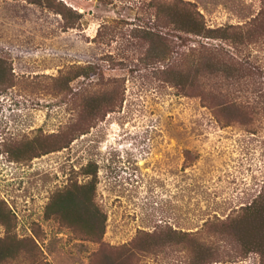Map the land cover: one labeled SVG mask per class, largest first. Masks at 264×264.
<instances>
[{"label": "rangeland", "instance_id": "obj_1", "mask_svg": "<svg viewBox=\"0 0 264 264\" xmlns=\"http://www.w3.org/2000/svg\"><path fill=\"white\" fill-rule=\"evenodd\" d=\"M30 1L0 0V63L12 74L11 85L0 84V237L9 232L35 244L6 247L0 264H185L182 247L154 254L139 245L151 241L144 233L158 225L197 231L206 219L251 203L264 186V116L223 126L199 97L182 94L140 61L146 44L131 28L157 25L150 3L163 9L175 0H55L76 12L70 21ZM182 1L207 27H242L248 37L238 53L223 44L261 70L264 88V0ZM170 37L179 49L220 43ZM88 62L102 68L101 82L79 77L71 86L105 92L123 81L124 99L103 117L87 112L72 123L74 106L54 93L51 78ZM81 124L85 131L70 140ZM58 145L66 146L33 157ZM74 184L79 200L92 202L104 219L102 234L55 211ZM123 253L129 259L122 261ZM211 264L264 261L251 252Z\"/></svg>", "mask_w": 264, "mask_h": 264}, {"label": "trees", "instance_id": "obj_2", "mask_svg": "<svg viewBox=\"0 0 264 264\" xmlns=\"http://www.w3.org/2000/svg\"><path fill=\"white\" fill-rule=\"evenodd\" d=\"M30 2L45 3L47 7L61 14L65 20H69L72 14L77 15L61 1L31 0ZM150 5L155 10L152 17L157 25L131 28L129 33L138 39L140 46L142 43L146 44L144 55L139 58L141 62L159 73L163 81L182 94L199 97L203 105L213 109L217 121L223 126L234 123L247 125L254 119L264 116V88L262 81L259 80L261 70L255 66L250 67L242 54L237 57L223 44L235 45L238 53V45L243 43L246 36L248 37L247 33L240 31L242 27H237L240 30L234 33L229 32L230 26L207 27L201 19V14L189 7L188 2L182 0L164 5L163 9L157 2H152ZM72 26L73 22L69 23L68 27ZM162 28L166 29L162 31ZM171 33L184 42L195 36L207 40L219 39L220 43L204 42L200 43L199 47L190 43L187 47L180 46L179 49L175 47V43L170 42ZM101 69L100 65L91 62L84 65L70 64L51 78L54 93L74 106L75 117L71 118L72 123L80 119L82 121L87 112L92 115L102 111L103 117L106 112L121 105L124 88L119 89V87L124 86L123 81L116 83V89L105 92H100L97 87L88 91L86 90L88 84L79 89L71 86V82L79 77L84 79L95 77L100 83L103 76ZM7 70L5 65L0 63V84L7 82L11 85L9 81L12 74ZM85 129L83 125L80 126L76 132H73L70 140L83 133ZM65 146L42 149L33 154V157L60 150ZM75 189H80V186L74 184L73 188H69L55 211L61 216L65 210L71 212L73 217L77 215L76 217L89 229L87 233L90 235L97 232L102 234L104 219H101L94 210L92 202L79 200L80 194L74 192ZM158 227L159 230L154 229L152 232L144 233V237L151 239L150 242L147 243V240L143 239L142 244H139L152 250L154 254L163 246L175 245L185 251V264L232 261L251 252H258L262 262L264 261V186L251 203L240 206L225 218L214 216L206 219L197 231H178L171 226L158 225ZM141 235L137 234L131 243L139 241ZM153 237L159 240L158 244ZM24 239L35 244L34 237L20 238L9 232L1 236L0 260L6 256V247H18ZM132 254L131 251L127 253V255ZM124 255L122 261L129 259L126 253H123ZM115 260L108 262L115 263Z\"/></svg>", "mask_w": 264, "mask_h": 264}]
</instances>
